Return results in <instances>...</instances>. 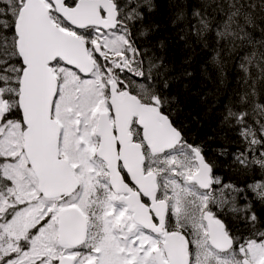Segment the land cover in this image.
Here are the masks:
<instances>
[{"label": "snow or ice", "instance_id": "6c2138e0", "mask_svg": "<svg viewBox=\"0 0 264 264\" xmlns=\"http://www.w3.org/2000/svg\"><path fill=\"white\" fill-rule=\"evenodd\" d=\"M0 264H264V0H0Z\"/></svg>", "mask_w": 264, "mask_h": 264}, {"label": "trees", "instance_id": "16d2710c", "mask_svg": "<svg viewBox=\"0 0 264 264\" xmlns=\"http://www.w3.org/2000/svg\"><path fill=\"white\" fill-rule=\"evenodd\" d=\"M201 110V106L199 105L198 100L196 99V97H191L188 101V105L186 108V111L192 112L193 114L197 111ZM201 134L203 133V129L200 130Z\"/></svg>", "mask_w": 264, "mask_h": 264}]
</instances>
